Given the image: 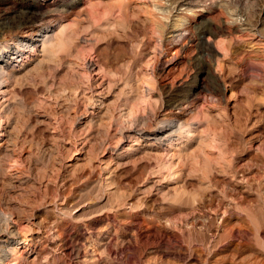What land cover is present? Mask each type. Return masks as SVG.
Returning a JSON list of instances; mask_svg holds the SVG:
<instances>
[{"label": "rangeland", "instance_id": "374dc122", "mask_svg": "<svg viewBox=\"0 0 264 264\" xmlns=\"http://www.w3.org/2000/svg\"><path fill=\"white\" fill-rule=\"evenodd\" d=\"M7 45L0 264H264V0H0Z\"/></svg>", "mask_w": 264, "mask_h": 264}, {"label": "bare ground", "instance_id": "6f19581e", "mask_svg": "<svg viewBox=\"0 0 264 264\" xmlns=\"http://www.w3.org/2000/svg\"><path fill=\"white\" fill-rule=\"evenodd\" d=\"M43 31H44L43 29L39 30L38 35H42ZM7 47H9V49H5L2 52H0V55L1 57H4L3 61L5 62L7 60L6 59L7 57L11 56V58H13L18 56L20 51L18 48H14L13 46L10 45H7ZM3 68L4 67L2 66V64H0V84L2 83L3 80L2 76L5 73H7ZM166 128H167L166 126L159 127L156 134L158 135L159 133H162ZM17 228L15 226V223L13 222L12 216L4 212L2 209H0V263L8 256V250H9L8 248L10 244L16 243L18 241V238H20L19 237L20 231Z\"/></svg>", "mask_w": 264, "mask_h": 264}]
</instances>
